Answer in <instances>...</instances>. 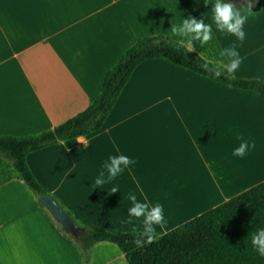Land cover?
<instances>
[{"label": "crops", "instance_id": "crops-1", "mask_svg": "<svg viewBox=\"0 0 264 264\" xmlns=\"http://www.w3.org/2000/svg\"><path fill=\"white\" fill-rule=\"evenodd\" d=\"M228 2V0H225ZM215 0H0V134H36L86 109L106 73L144 37L171 34L189 16L212 24L195 52L218 67L233 43L243 58L235 77L264 80V0L241 44L219 32ZM227 74V73H225ZM32 151L34 175L80 225L130 232L122 223L139 202L161 204L166 233L264 181V96L230 87L165 58L143 61L107 117L88 135ZM244 157L233 155L242 139ZM136 161L100 188L110 156ZM119 191L111 194V189ZM147 197V201H145ZM0 264H84L77 243L0 156ZM88 264H129L98 241Z\"/></svg>", "mask_w": 264, "mask_h": 264}, {"label": "trees", "instance_id": "trees-1", "mask_svg": "<svg viewBox=\"0 0 264 264\" xmlns=\"http://www.w3.org/2000/svg\"><path fill=\"white\" fill-rule=\"evenodd\" d=\"M261 7L259 0L253 10L259 11ZM156 58H165L230 87L264 96L262 79L228 78L225 73L218 79L212 78L201 64L207 61L210 67L218 66L199 53L187 52L170 37H144L127 48L106 73L99 95L86 109L40 133L0 134V156L11 163L17 177L38 197L49 193L31 170L27 155L101 129L135 68ZM75 223L81 231L77 235L66 233L77 243L84 264H88L98 241L116 244L129 264H264V256L251 243V233L264 228V181L166 233L157 234L155 243L142 248L132 242L133 231L116 233Z\"/></svg>", "mask_w": 264, "mask_h": 264}, {"label": "clouds", "instance_id": "clouds-1", "mask_svg": "<svg viewBox=\"0 0 264 264\" xmlns=\"http://www.w3.org/2000/svg\"><path fill=\"white\" fill-rule=\"evenodd\" d=\"M259 0H215L212 6V20L216 29L221 33L234 35L242 44L246 38L244 25L252 16L253 8ZM207 5V0H205ZM171 34L175 37L181 38L180 43L185 47L187 52L195 50V42H199L201 46L208 44L212 40V24L205 23L204 19H197L189 16L183 18L179 24L172 23ZM221 57L225 58L227 62H222L220 67H210L209 62L205 61L201 64V68L210 74L212 78H220L224 73L227 77H234V74L243 63V58L237 50V45L233 43L230 47L224 48L220 52ZM78 142L82 141V137H78ZM242 139V137H241ZM249 148L254 149L255 143H249L242 139L241 144L234 149L233 155L237 157H244ZM136 163L128 156L118 155L110 156L108 161L104 164V169L107 170V177L105 172L101 171L99 177L95 180V185L100 188L106 183L111 182L119 174H121L129 165ZM119 191L118 187L111 189V194ZM128 199L132 202V207L129 209V218L121 221L122 223L132 224L134 219L143 220V230L139 231L133 229V243L137 247H144L146 244L156 242L157 233L156 226H161L166 223L164 217L163 206L159 203L154 206L148 202H139L134 193H129ZM147 201V197H145ZM251 243L253 248L264 256V228L258 229L251 233Z\"/></svg>", "mask_w": 264, "mask_h": 264}, {"label": "water", "instance_id": "water-1", "mask_svg": "<svg viewBox=\"0 0 264 264\" xmlns=\"http://www.w3.org/2000/svg\"><path fill=\"white\" fill-rule=\"evenodd\" d=\"M39 201L62 226L65 232L77 235L81 231L73 220L72 215L50 193L39 196Z\"/></svg>", "mask_w": 264, "mask_h": 264}]
</instances>
